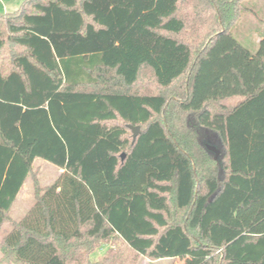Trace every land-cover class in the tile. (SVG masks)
Here are the masks:
<instances>
[{"label": "trees", "instance_id": "1", "mask_svg": "<svg viewBox=\"0 0 264 264\" xmlns=\"http://www.w3.org/2000/svg\"><path fill=\"white\" fill-rule=\"evenodd\" d=\"M243 1L23 0L0 14L4 262L264 264V38L251 53L232 37ZM36 159L60 170L52 183L38 185ZM28 179L34 203L10 219Z\"/></svg>", "mask_w": 264, "mask_h": 264}, {"label": "rangeland", "instance_id": "2", "mask_svg": "<svg viewBox=\"0 0 264 264\" xmlns=\"http://www.w3.org/2000/svg\"><path fill=\"white\" fill-rule=\"evenodd\" d=\"M22 1L23 0H0V12L3 10L8 12L14 11L20 6ZM241 6L242 15L238 22L231 27V35L243 48H246L251 53H254L257 50L259 44L258 42L264 38V0H244ZM222 83L227 86L226 91L230 92V83L228 81H222ZM216 88H218V85ZM226 91L216 93L215 90L212 97L222 96V94L227 93ZM33 170L35 172V176H37L38 185L40 187L52 183L58 176V169L45 160L36 159L33 164ZM33 203L32 180L28 179L23 185L21 194L17 199L16 204H13V210H11L9 214L10 219L18 220L22 218ZM105 248L106 246L102 245L100 248L96 249L93 253V258L102 256ZM0 264H8L6 261L4 262L2 256H0ZM134 264H185V262L183 259L150 261L147 258L139 257L134 260Z\"/></svg>", "mask_w": 264, "mask_h": 264}, {"label": "water", "instance_id": "3", "mask_svg": "<svg viewBox=\"0 0 264 264\" xmlns=\"http://www.w3.org/2000/svg\"><path fill=\"white\" fill-rule=\"evenodd\" d=\"M132 136L131 139L133 142H135L136 136L140 133V126L136 125V127L129 126ZM205 148L208 152H210L212 155H214V160L216 161L219 158V149L215 146L206 144ZM120 158L124 159V154L122 153Z\"/></svg>", "mask_w": 264, "mask_h": 264}, {"label": "crops", "instance_id": "4", "mask_svg": "<svg viewBox=\"0 0 264 264\" xmlns=\"http://www.w3.org/2000/svg\"><path fill=\"white\" fill-rule=\"evenodd\" d=\"M0 13H6V11L3 10V11H1ZM58 172H60V170H58ZM22 188H23V186H22ZM22 188H21V190H22ZM21 190H20V193L18 194L16 200L14 201L15 204H16V201H17V199L19 198V196H20V194H21ZM14 203H13V204H14ZM12 207H13V205H12ZM12 207H11V208H12ZM11 210H13V208H12ZM176 259H181V258H176ZM182 259L184 260V262L187 261V259H189V260H193L192 258H189V257H187V258L184 257V258H182ZM160 261H169V259H161Z\"/></svg>", "mask_w": 264, "mask_h": 264}]
</instances>
